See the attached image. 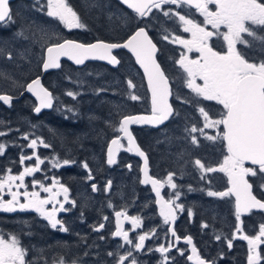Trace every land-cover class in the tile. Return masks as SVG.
<instances>
[{
    "label": "snow or ice",
    "instance_id": "6c2138e0",
    "mask_svg": "<svg viewBox=\"0 0 264 264\" xmlns=\"http://www.w3.org/2000/svg\"><path fill=\"white\" fill-rule=\"evenodd\" d=\"M120 2L135 14L134 19L144 21V26L137 27L122 41L97 40L95 43L85 44L62 38L55 32L49 33L48 30L34 24L22 26L15 31L13 39L31 40L32 43H36L37 31L48 37L41 44L39 60V66L44 72L50 69H61L62 58H67L77 66L85 65L86 61L91 60L105 61L116 67L121 64V59L118 58V53L114 54V50L126 49L132 54L147 80V90L151 93V113L149 115H121L118 123L112 120L105 121L106 126L114 133L107 145V163L109 165L116 163L115 155L121 149L127 152L134 150L138 156L144 158V179L141 183L151 185L156 197L155 203L159 205V215L163 218V224L168 225L164 233L165 238L169 234L173 238L169 239L166 244H159L154 249L161 254L159 264H172L176 260L175 255H168L173 248L176 254L185 257L192 264H217L215 259L208 261L201 256L190 235L184 238L178 236L173 226L177 219L176 210L183 212L185 208L182 203H177L182 193L177 183L174 182L175 173L169 172L166 180L150 176L145 152L136 144L129 130V126L133 124L159 127L170 118L175 119L180 114L169 102V98L173 96L172 85L169 76L157 60V53L160 49L149 35L148 23L150 21L148 18L158 19L153 14V10H156L167 20L178 23L182 31L189 34L190 38H182L163 25L161 26V38L170 44H179L184 49L175 63L185 74L184 84L193 95L186 98L177 94L175 99L181 104L196 107L203 121L202 124H185V138L196 147L200 146L201 138L213 142L220 140L225 142L226 148V155L216 166L206 165L199 158H195L191 163L198 170L199 179L208 184H211L214 179L209 174L223 173L227 177L226 190H207L206 194L209 197L220 199L234 197L236 224L231 238L224 237L227 247L231 249L233 240L237 238L244 240L248 245L247 264H261L264 255L258 249L264 244V222L259 224L255 235H249L243 228L242 217L254 215L257 212L264 213V197L258 198L254 194L257 190L264 192V56L260 59H253L245 51V49L258 47L260 52L264 53V0H120ZM35 5H38V11L44 12L47 17L58 21L68 30L87 27L81 22L80 16L68 0H46V4L41 3V0H35ZM210 5H214V9L210 8ZM185 8L195 9L203 17V22H197L191 11H180ZM16 23L9 0H0V29H10ZM208 26H211V30ZM29 32L31 35L28 34ZM213 38L222 40L226 51L216 50ZM53 39L55 42H50ZM27 52L28 48H25L14 57L13 50L0 46V57H6L17 68L21 67L16 62L17 59L30 62ZM192 52L198 53V57L190 58L189 54ZM0 78L8 81L12 89H21L20 95H23L24 91L31 93L38 102L33 106V111L37 115L44 109H52L54 100L59 99L42 84L40 76H36L31 82L24 83L11 73L0 70ZM67 79L71 81V77ZM75 83L79 85L81 82L76 80ZM136 87L134 80L129 78L127 80L128 98L132 101L143 99L134 91ZM106 91H108L106 88L95 90L97 95ZM65 94L73 100L81 95L77 91L67 89ZM14 98L11 94L0 93V102L9 107L12 106ZM201 101H214L215 104L221 106L219 118L212 117L205 106H201ZM117 108V115H120L119 106ZM56 110L60 109L57 107ZM64 111L72 113L73 116L77 115L76 109L72 106H64ZM64 118L69 119L67 115ZM3 123L0 121V124ZM207 129H214L215 135H209ZM12 131L19 132V129L0 130V137L9 135ZM103 134L101 130V135ZM20 139L29 141L26 146L21 145V148H31L33 152L28 155L21 152L19 163L23 170L18 174H13L11 168L0 172V212H35L47 221L53 230L68 233L70 230L66 227L64 220L57 217L58 213H67L77 207L76 201L69 196V188L61 184L57 177H49L46 174L43 179L51 180L50 185L45 184L39 178H34L31 181L33 190L29 191L25 183L26 177H34L35 173L45 171L41 168V165L45 164V158L37 154L35 151L37 147L52 148L53 146L40 137L30 139L27 133H21ZM125 139L127 140L126 147L122 143ZM5 148L6 143L0 142V156L4 155ZM180 158L183 159V153L180 154ZM33 159L35 160L34 165H25V161ZM48 163L51 168L58 169L74 164L76 161L67 158L60 160L53 156L48 159ZM82 166L89 171L88 179H92L88 163L85 161ZM128 167L131 169V165ZM165 184L174 190L172 194L167 195V198L161 193ZM110 186L109 181L105 191ZM20 189L24 191L21 192ZM92 189L97 191V186L93 184ZM188 190L193 189L189 186ZM41 193L47 195L42 196ZM6 195L10 199L5 200ZM21 197H23V202H21ZM49 205L51 208L48 207ZM65 205H71V207ZM111 206L109 204V207ZM187 211L191 217V209ZM81 218H83V212H81ZM115 218V231L111 235L122 237L123 243L118 245L116 251L107 252V256L113 258L111 264H126V262L127 264H140L134 253L153 251L151 248H145V241L156 236V229L145 231L144 234L138 233L136 238H130L129 232L123 227L121 218L129 220L133 229L141 227L140 218L128 217L124 211H116ZM108 219L107 216L103 217L104 221ZM104 228L105 223L93 226L96 232H101ZM202 228L207 229L209 225L203 223ZM98 238L104 240L106 237L101 235ZM156 238L159 239L158 236ZM214 238L220 241L222 237L216 234ZM181 240L185 245L191 246V254L186 255L187 248L176 246ZM120 249L124 251L121 253ZM85 255L89 253L86 251ZM223 258L224 254L221 253L219 259ZM0 264H33V261L29 257L28 249L22 246L16 235L0 233ZM52 264H79V262L77 259L68 261L60 257L54 259Z\"/></svg>",
    "mask_w": 264,
    "mask_h": 264
},
{
    "label": "trees",
    "instance_id": "16d2710c",
    "mask_svg": "<svg viewBox=\"0 0 264 264\" xmlns=\"http://www.w3.org/2000/svg\"><path fill=\"white\" fill-rule=\"evenodd\" d=\"M20 3L23 4L21 9L16 14H13L17 23L10 29H0V46L13 50L14 57L17 56L18 52L28 48L27 55L30 62L17 59L16 62L21 65L20 68H17L6 57H0V70L11 73L24 83L31 82L36 76H41V67L39 66L41 44L48 37L37 31L36 43H32L31 40L13 39L14 32L22 26L34 24L48 30L49 33L55 32L62 38L80 43H92L97 40L105 42L122 41L137 27L144 26L143 20L134 19L132 14L120 7L114 0H68V3L80 16L81 22L87 26L85 29L74 32L66 31L58 21L49 19L44 12L38 11V5H35V1L17 0L10 5L11 10H14L16 6L19 8ZM41 3L46 4V0H41ZM153 14L158 19L152 20L151 17L148 18L150 21L148 23V31L154 43L160 49L158 62L164 67L167 63L173 62V58L171 59L170 56L176 54V51L171 48V51L166 52L168 45L161 40V26L163 25V27L169 29V24L174 26L176 23L167 20L165 17L163 18L154 10ZM115 15L120 18L119 23H121V26L117 24ZM28 34L31 35V32ZM50 42L55 41L53 39ZM118 54L121 64L116 70L99 64H88L82 69H75L67 63H62V68L59 71L46 75L42 79V84L59 99L54 100L55 104L50 113H42L39 117H35L32 114L33 101L25 95L20 97L21 89H12L8 81L0 78V93L11 94L18 99L11 107L0 105V121L4 122L0 124V130L6 131L8 128L19 129V132L12 131L9 135L0 137V142L6 143L5 153L0 156V172H4L5 169L11 167L14 172L18 169L20 154L27 148L24 147L22 149L21 145L26 146L27 142H29L28 140L20 139V135L21 133H27L30 139L40 137L53 146L52 148L40 149V156L45 158L46 161L53 156L58 157L60 160L67 158L76 161V163L69 166L58 168V171L56 169L52 170L53 174L51 172L50 174L57 177L60 183L68 187L71 192L76 193V191H79L82 196L92 199L89 184L87 183L89 171L83 168V162L86 161L88 163L91 176L96 182L104 181L106 176L113 172L105 164L104 152L106 143L113 137L114 133L106 126L105 121L112 120L118 123L121 115H138L148 112V97L140 74L136 71L130 57L122 52ZM88 73H92V75H88ZM67 77H71V81ZM129 78H132L137 85L134 91L143 97L142 100L132 101L128 98L127 80ZM76 80L81 83L77 85L75 83ZM98 88H106L108 91L97 95L95 90ZM66 89L77 91L81 95L76 100H73L65 94ZM64 106L74 107L77 115L73 116L72 113L65 112ZM117 106H119L120 115H117ZM57 107L60 109L59 111L56 110ZM194 108L192 113L187 110L183 114L181 112L183 107H177L175 109L179 111V117L170 121L162 129L157 131L134 128L133 135L141 150L148 154L150 162L157 159L164 166L167 165L169 169L177 167L176 160L180 158L181 151L178 148L168 151L167 147L170 144L172 145L173 142L181 141L186 143L187 148L182 151L184 157L182 160H178V169H181L182 173L178 176L175 175V177L176 179H182L180 188L186 190L189 208L191 209L196 204L203 205L199 206L198 209L192 208L191 210L197 214L198 221H203V223L209 225V228L202 230V237L206 240H213L212 238L216 234H220L222 237L225 231H228V228L224 229L226 224H224L222 217L227 215L225 213L227 206L232 209V203L228 199L221 200L220 198V200L212 201V197L206 194L208 189L205 185H201L204 183L199 180L198 170L191 163L195 158H199L206 165L216 166L220 160L215 158V153L221 154L219 150H206L201 143L199 147L193 146L190 140L185 138V124H196L200 117L198 109ZM213 111L217 115L216 118H219L220 110L217 107H213ZM66 115L69 119L64 118ZM33 125L35 127H32ZM101 130H103V135H101ZM204 140L208 141L207 139ZM177 152L180 153L177 154ZM205 152H207L206 155L204 154ZM126 158L125 155L122 156L123 160ZM186 161L188 163H185ZM127 164L128 162L123 163L121 167L124 168L126 173L130 172L132 176L124 184V190L137 189L138 191H144V189L140 188L137 180L138 164L131 161V169L126 171L125 167ZM48 166L46 165V167ZM196 171L198 175H195ZM45 173H48L47 169H45ZM209 175L217 177L218 189L222 191L225 180L217 173ZM189 186L193 189L192 191L188 190ZM201 189H204V191H201ZM218 189L215 190L218 191ZM95 205V203L90 204L92 210V216L89 221L90 227H93L100 220V218L94 217V214L97 216L101 214L100 206ZM143 206L145 207V205ZM200 207H202L203 211L199 209ZM3 220L0 221V233L10 232L17 237H21V233L17 231L18 228L4 231ZM193 224H197V220ZM41 233L42 236L37 234V239L38 242H43V245H39L36 249L44 256L36 261L38 264H50L47 261L48 259L60 258L64 254H74L76 259L80 261V256L85 254L90 247L86 242L83 243L84 241L82 243L79 241L78 243H73L69 239L59 236L52 238L44 231H41ZM47 241L50 242L47 243ZM202 242L203 247L208 244V241ZM90 248L92 249V247ZM89 253H92V251ZM230 258L227 256L222 263L229 261ZM79 264L81 263L79 262Z\"/></svg>",
    "mask_w": 264,
    "mask_h": 264
},
{
    "label": "flooded vegetation",
    "instance_id": "af4514ba",
    "mask_svg": "<svg viewBox=\"0 0 264 264\" xmlns=\"http://www.w3.org/2000/svg\"><path fill=\"white\" fill-rule=\"evenodd\" d=\"M16 1L17 0H15L14 2H16ZM34 1H32V2H34ZM14 2L10 3V5H12ZM21 5H23V4L20 3L19 8H17V6L15 7L17 10L15 8H14V10H11L12 14H16L17 11H19V9H21ZM214 7H215L214 5H210V8L214 9ZM10 9H11V6H10ZM154 11L156 13L160 14V16H162L161 13L157 12L156 10H154ZM180 11H182V12L191 11L193 13L194 19L197 22H200V23L203 22V17L196 10L185 8V9H182ZM130 14H132V13H130ZM132 15L135 16L134 14H132ZM13 18H14V16H13ZM168 26H169V29L171 30V32H173L174 34H176L182 38H186V39L190 38L189 34L184 33L182 31L179 24L176 23V25H174V26L173 25L171 26V24H169ZM208 27H209V30H211V26H208ZM64 29L66 31H69V32L82 30V29L68 30L66 28H64ZM222 31H223V29H222ZM161 40L165 44L168 45L167 46L168 49L166 50V52L169 50L171 51V48L174 51H176V54L170 56L171 59L173 58V62L167 63L166 65H164V67L161 65L162 68L166 71V74L169 76L170 82L172 85L173 96H172L171 104L173 105L174 108H177V107L182 108L183 107L181 112L183 111L185 113L188 110L190 113H192L195 109L194 107L189 106L187 104L179 105V103H177L174 99V97L177 94L185 96L186 98L193 95L186 88V86L184 84L183 77L185 74H183L182 69H180L179 66L175 63V61L178 60L180 53L182 51H184V49L179 44L174 45V44L168 43L167 41H164L163 39H161ZM213 43L216 47V50L226 51V46L224 45V42L222 40H216L215 38H213ZM85 44H88V43H85ZM239 47H243V46H239ZM245 51L248 53L249 57H251L253 59H260L262 56H264V53H261L258 47L254 48V49H245ZM119 52H122L123 54L130 57L127 53H125L123 51H118L115 54H117ZM175 55H176V57H175ZM198 55L199 54L196 52H192L189 54L190 58H196V57H198ZM158 57H159V51L157 54V60H158ZM130 59H131V57H130ZM131 61L134 65V62L132 59H131ZM91 64H95V63H91ZM84 67H82V68H84ZM118 67H117V69H118ZM134 67H135L136 71L140 74V76L143 80V77H142L140 71L136 68L135 65H134ZM82 68H80V69H82ZM52 73H55V72H52ZM46 75H48V74H46ZM143 83H144V80H143ZM198 83H201V82L198 81ZM144 86H145V84H144ZM145 90H146V87H145ZM146 93H147V91H146ZM147 97H148V93H147ZM17 100L18 99L14 98V100L12 101V104L15 103ZM54 104H55V101H54ZM34 105H35V103H34ZM201 105L205 106V108L207 109L209 114L214 118H216L217 115H216L215 111H213V107H217L219 110L221 109V106L215 104L214 101H201ZM52 109H51V111H52ZM51 111L44 112V113H50ZM148 113H149V100H148V112L145 114H148ZM178 117H176V118H178ZM172 120H174V119L171 118L170 121H172ZM202 122H203L202 117H199L198 123L202 124ZM134 128H136V127H133V129ZM133 129H132V132H133ZM136 129H140V128H136ZM206 131L209 135H215L214 129H207ZM109 142H110V140L106 143V146H105V152H104L105 164H106V150H107V145ZM28 143L29 142H27V144ZM122 143L126 147L125 141H122ZM200 143L206 148V150H219V151H221V154L215 153V158L220 160L219 163L222 162L223 156L226 155L225 142L220 141V140H217L216 142H213V141L209 142V140L205 141L204 138H201ZM41 148H44V147L38 146L37 149L35 150L38 155H40V149ZM173 148H178L179 151H181V153H182V151H184L187 147H186V143L178 141V142H173L172 145L170 144L167 147L168 151H170ZM32 152H33V149H31V148H25L23 150V154H25V155L31 154ZM179 153L180 152H177V154H179ZM204 154L206 155L207 152H205ZM123 155H125L127 157L124 160L122 159ZM146 155H147V158L149 161L150 176H152L153 178H159L161 180H166L169 172L175 173L176 176H178L180 173H182V170L178 169V160H182L181 158L176 160V164H177L176 168L169 169V167L167 165L164 166L163 163H160L157 159H155L153 162H150L148 154H146ZM183 157H184V155H183ZM131 161H134L138 164L137 180H138V184H139L140 188L144 189V191H138L137 189L124 190L123 173L125 171H124V168H122L121 166L123 163L128 162L125 169H126V171H129L130 168L128 167V165H130ZM34 163H35L34 159L31 161H25V165H34ZM46 165H49V166L46 167ZM106 166H107V164H106ZM246 166H249V165L246 164ZM139 167H140L139 161L132 158L130 152L123 151V149H121L119 152V156L117 158L116 164L113 167H108L109 169L113 170V172L108 174L104 181L96 182L93 179V177H92V179H87V183L89 184V189H90L92 199L90 197L82 196V193L79 191H76V193H75V192H71L69 190V196L71 199H74L76 201L77 207L73 208L72 211L67 212V213H58V217H57L58 219L64 220L66 227H68L70 230L68 233H61L59 231L53 230L47 224V221H45L41 217H39L37 213L31 212V211H25V212L17 211L14 213L0 212V221L2 219H4L3 220L4 221L3 229H4V231H9V230H13V229L18 228L17 231H19V233H21V237H18V238L20 239L22 246L25 247L26 249H28V254H29V257L32 259L33 264H38L36 261H38L40 257L42 258V256H44V254L40 253V251L38 252V250L36 249L37 247H39V245L40 246L43 245V242L42 243L38 242V239H37V234L42 236L41 231H44V233H48L50 236H52V238H55V236L56 237L59 236V237L64 238V239H69L73 243H78V241L80 243H82V241H84L83 243L86 242V244L88 246L92 247V249L89 247L87 249V252L89 253L92 251V253H89V255H87V256L85 254H82L79 258L80 261H78L81 264H111L113 258L108 257L107 252L116 251L118 245L123 243L122 237L121 238H115L113 235H111V233H113L115 231V212L116 211H124L128 217L137 216L140 218V221H141V227L137 228V229H133L132 225H126L125 226L124 229L129 232L130 238H136L138 233L144 234L145 231H149L153 228L156 229V236H158L159 239H157L156 236H153L152 238L146 239V241H145V248L146 249L151 248V249H153V251H151V252H148V251L135 252L134 255L137 257L140 264H159V262L161 260V254L159 252L154 251V249L159 244H161V243L166 244L169 239H173V238H171L170 234L167 238H165L164 233H165L168 225L163 224V218H161V216H159V214L157 212V209L155 206V198L153 197L150 189L144 188L140 185ZM41 168L44 170L47 169L48 173H45V171L44 172H38V173L34 174V177H26L25 178V183L28 185L29 191L33 190L31 187V181L34 178H39V179L43 180V182L45 184H48V185L51 184V180H44L43 178H44L45 174L49 177L54 176V175H51L50 172L52 173V170L54 171L55 169L51 168V165L46 160H45V164L41 165ZM22 170H23L22 166L19 165L18 169L16 170L17 172L15 171L16 172L15 173L12 170V173L18 174ZM56 170L58 171V169H56ZM57 171H56V173H57ZM217 174H219L220 177L225 180V184L223 185V189H222V191H224L228 187L227 177L223 173H217ZM195 175H198L197 171L195 172ZM252 179H254V178H252ZM109 181L111 182V186H110V188L107 189V191H105ZM200 181L202 183H204L201 185H205V187L208 190L216 191L215 189H218V187H219L217 177H214L211 184H208L202 180H200ZM174 182L177 183L178 188L182 193L181 198L179 201H177V203H182L184 205V208H185V211H183V212H181L180 210H176L177 219L175 220L173 226L175 227L178 236H180L181 238H184V237L190 235L193 238V242H194L195 246L197 247L201 256L204 257L205 259H207L208 261H212L215 259L217 264H229V263L230 264H247V256H248L247 242L237 238V239L233 240V247L231 249H229L227 247V241L224 239V237L231 238V236L234 232V225L236 224L235 215H234V198H224V199L230 200L232 203V209H230L227 206L226 207L227 210L225 211V213L227 215H225V216L223 215V217H222L224 219L223 220L224 224H226L224 226V229L228 228V231L224 230L225 234L222 236L220 241L215 240V238H212L213 240H210V239L206 240L202 237V234H201L202 230L204 229V228H202L203 221L202 222L198 221L197 214H195L193 210H191L192 216L189 217V215H188L187 210L190 208H189V204L187 202L186 190L180 188V184L182 183V179H180V178L176 179V177L174 176ZM93 184H95L97 186V191H93V189H92ZM36 190H39V189H36ZM20 191L23 192L24 189H20ZM173 191H174L173 189L169 188L165 184V187L162 188V195H165L167 198V195L172 194ZM218 191H219V189H218ZM254 194H256L258 196V198L264 197V192H261L258 190L255 191ZM41 195L46 196L47 194L41 193ZM4 199L8 200V199H10V197L6 195V196H4ZM61 199H62V197H61ZM217 200H220V199L218 197H212V201H217ZM221 200H223V199H221ZM21 202H23V197H21ZM92 203H95L96 204L95 206H100V208H101V214H99V216L94 214L95 218H100V220L95 225H98L99 223H105V228L101 232H96L93 230V227L89 226V221H90V218L92 216V214H91L92 210H91L90 204H92ZM109 204H111L112 206L109 207ZM143 205H145V207ZM65 206L71 207V205H65ZM199 206H203V205L196 204L192 208L198 209ZM48 207L51 208V205H49ZM199 209L201 211H203L202 207H200ZM213 210H216V209H213ZM94 211L96 212V210H94ZM81 212H83V218H81ZM104 216H107L109 218L108 221L103 220ZM195 220H197V224H193ZM242 220L244 221L243 228L245 230V233L249 234V235H255L258 232L259 224L264 222V213H258L257 212L254 215H245L242 217ZM91 228H92L93 234L91 232ZM3 234L8 235V234H12V233H10V232L5 233L4 232ZM12 235H15V234H12ZM101 235H104L106 238L104 240H100L98 237ZM202 241H204V242L208 241V244H206L205 247H203ZM49 242L50 241H47V243H49ZM52 242H53V239H52ZM137 242H138V240H137ZM29 245H30V247H29ZM52 245H53V243H52ZM176 246L181 247V248H187L188 251H187L186 255L190 254L189 246L185 245L183 243V240L178 242ZM120 251L122 253L124 251V249H120ZM258 251H260L261 254L264 255V244L260 245ZM221 253L224 254L223 259H219V256ZM168 255L169 256H172V255L176 256V260L173 261L172 264H192L190 261H187L185 257H180L178 254H176L175 248H173V250L171 252H169ZM227 256L231 257L230 260L222 263V261H224L227 258ZM61 257L65 258L68 261L76 259V256L74 254L73 255H70V254L65 255L64 254ZM58 258L59 257H54L52 260L48 259L47 261L50 264H52V261L54 259H58ZM126 264H127V262H126ZM261 264H264V260L261 261Z\"/></svg>",
    "mask_w": 264,
    "mask_h": 264
},
{
    "label": "water",
    "instance_id": "95a60500",
    "mask_svg": "<svg viewBox=\"0 0 264 264\" xmlns=\"http://www.w3.org/2000/svg\"><path fill=\"white\" fill-rule=\"evenodd\" d=\"M14 1H15V0H9V3H12V2H14ZM24 1L32 2V1H34V0H24ZM114 1H115L116 3H118L121 7H123L125 10H127V11L130 12V13H132V11H131L130 9H128V8L126 7V5H124V4H122V3L120 2V0H114ZM192 10H195V9H192ZM132 14H134V13H132ZM134 15H135V14H134ZM95 42H97V41H94V42H92V43H95ZM118 51H123V52L127 53V54L131 57V59H132L133 62H134V65H135L136 68L140 71V73H141V75H142V77H143L144 84H145V87H146V91H147V93H148V100H149V113H148V114H139V115H149V114L151 113V93L147 90V80H146V78H144L143 70L139 68V65H138V64H136V62H135V58L132 56V54H131L130 52H128L126 49H117V50H114V54H115L116 52H118ZM157 54H158V53H157ZM62 63H67V64L71 65L72 67H74V68H76V69H80V68L84 67L85 65H87V64H91V63L104 65V66H106V67H108V68H110V69H113V70L117 69V67L119 66V65H118V66H116V67H113V66L107 64V62H105V61H91V60H90V61H86V62H85V65L77 66V65L73 64L71 61L67 60V58H62V60H61V64H62ZM40 69H41V76H40V77H41V82H42V78H43L46 74H49V73H52V72H56V71L59 70V69H50V70H48L47 72H44V71H42V68H40ZM24 95H25V96H28L31 100H33V102L35 103V105L38 104V102L35 100V97L32 96L31 93H28V92L24 91L23 95H20V97H22V96H24ZM20 97H19V98H20ZM13 100H14V99H13ZM171 101H172V97L169 98V102H170V103H171ZM0 104L3 105V106H5V107L8 106V105L4 104L3 102H0ZM49 111H51V109H44V110L41 111V113L49 112ZM41 113H40V114H41ZM40 114H39V115H40ZM33 115H34L35 117H38V116H39V115L35 114L34 111H33ZM170 120H171V118H170L168 121H166L165 124L160 125L159 127H154V126L147 125V124H133V125H130V126H129V130L131 131L132 135H133V132H132L133 127L140 128V129L160 130V129H162L163 127H165V126L170 122ZM133 138H134V140H135V142H136V144H137V141H136L134 135H133ZM124 141H125L126 146H127V140L125 139ZM137 145H138V144H137ZM119 152H120V151H119ZM119 152H117L116 155H115V160H116V162H117V158H118V156H119ZM130 154H131V157H132V158L138 160L139 163H140V167H139L140 185H141L142 187H144V188H149L150 191H151V193H152V195H153V197H154L155 200H156L155 193H154V191H152L151 185H150V184L146 185V184L141 183V181L144 179V158L138 156V155L135 153L134 150H133L132 152H130ZM145 155H146V154H145ZM146 157H147V155H146ZM147 159H148V158H147ZM106 164H107L108 167H113V166L116 164V163H114V164H112V165H109V164L107 163V150H106ZM148 172H149V175H150L149 161H148ZM161 193H162V189H161ZM233 198H234V197H233ZM155 206H156L157 212H158V214H159V205H157V204L155 203ZM159 216H160V215H159ZM161 218H162V217H161ZM115 220H116V218H115ZM121 220H122V223H123V227H124V228H125L126 225H131V223H130L129 220H124L123 218H121ZM115 238H121V237H115ZM188 246H189V245H188ZM190 249H191V246H189V250H190ZM190 254H191V251H190ZM191 263H192V262H191Z\"/></svg>",
    "mask_w": 264,
    "mask_h": 264
},
{
    "label": "rangeland",
    "instance_id": "374dc122",
    "mask_svg": "<svg viewBox=\"0 0 264 264\" xmlns=\"http://www.w3.org/2000/svg\"><path fill=\"white\" fill-rule=\"evenodd\" d=\"M45 12H46V10H45ZM99 13V12H98ZM114 17V16H113ZM115 17H116V21H117V24L118 25H120L121 26V23H119V20H120V18L118 17V15H115ZM164 18V17H163ZM49 19H52V18H49ZM178 24V23H177ZM63 28H65L63 25H61ZM174 45H177V44H174ZM179 59V58H178ZM2 79V78H1ZM3 81V80H2ZM5 81V80H4ZM197 83H198V81H197ZM189 90V89H188ZM190 91V90H189ZM174 99H175V97H174ZM175 101L177 102V103H179V105H181V103H180V101H178V100H176L175 99ZM182 113L183 114H185L183 111H182ZM40 147V146H39ZM124 151V150H123ZM130 176H132V174L130 173V172H124L123 173V183L125 184L126 182H127V179L130 177Z\"/></svg>",
    "mask_w": 264,
    "mask_h": 264
},
{
    "label": "bare ground",
    "instance_id": "6f19581e",
    "mask_svg": "<svg viewBox=\"0 0 264 264\" xmlns=\"http://www.w3.org/2000/svg\"><path fill=\"white\" fill-rule=\"evenodd\" d=\"M139 146V145H138ZM121 196V195H120ZM112 213V212H111Z\"/></svg>",
    "mask_w": 264,
    "mask_h": 264
}]
</instances>
